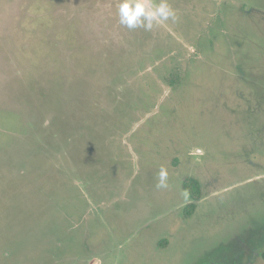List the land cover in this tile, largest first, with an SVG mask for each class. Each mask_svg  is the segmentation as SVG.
Here are the masks:
<instances>
[{
	"label": "rangeland",
	"instance_id": "obj_1",
	"mask_svg": "<svg viewBox=\"0 0 264 264\" xmlns=\"http://www.w3.org/2000/svg\"><path fill=\"white\" fill-rule=\"evenodd\" d=\"M168 3L0 0V264H264V0Z\"/></svg>",
	"mask_w": 264,
	"mask_h": 264
},
{
	"label": "clouds",
	"instance_id": "obj_2",
	"mask_svg": "<svg viewBox=\"0 0 264 264\" xmlns=\"http://www.w3.org/2000/svg\"><path fill=\"white\" fill-rule=\"evenodd\" d=\"M118 23L129 31L143 29L152 31L160 24L171 21L176 23L179 20L177 10L173 8L168 0H119ZM159 182L156 187L165 189L167 184V172L161 168L159 172Z\"/></svg>",
	"mask_w": 264,
	"mask_h": 264
},
{
	"label": "trees",
	"instance_id": "obj_3",
	"mask_svg": "<svg viewBox=\"0 0 264 264\" xmlns=\"http://www.w3.org/2000/svg\"><path fill=\"white\" fill-rule=\"evenodd\" d=\"M180 75H173L170 79L167 80V83L170 87H173L174 84L180 82ZM183 191L189 197L190 203L184 209V218L190 219L195 213L198 203L203 198V190L200 182L193 178H186L183 181ZM261 257L264 259V253L261 254Z\"/></svg>",
	"mask_w": 264,
	"mask_h": 264
}]
</instances>
